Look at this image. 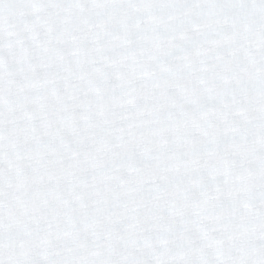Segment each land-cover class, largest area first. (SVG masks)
<instances>
[{"label":"snow or ice","instance_id":"1","mask_svg":"<svg viewBox=\"0 0 264 264\" xmlns=\"http://www.w3.org/2000/svg\"><path fill=\"white\" fill-rule=\"evenodd\" d=\"M0 264H264V0H0Z\"/></svg>","mask_w":264,"mask_h":264}]
</instances>
